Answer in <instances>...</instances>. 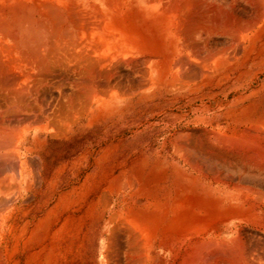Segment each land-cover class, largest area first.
Returning a JSON list of instances; mask_svg holds the SVG:
<instances>
[{"label":"bare ground","instance_id":"bare-ground-1","mask_svg":"<svg viewBox=\"0 0 264 264\" xmlns=\"http://www.w3.org/2000/svg\"><path fill=\"white\" fill-rule=\"evenodd\" d=\"M121 104L163 107L169 134L103 179L97 264H264V0H0V160ZM13 174L0 264L28 193Z\"/></svg>","mask_w":264,"mask_h":264},{"label":"rangeland","instance_id":"rangeland-1","mask_svg":"<svg viewBox=\"0 0 264 264\" xmlns=\"http://www.w3.org/2000/svg\"><path fill=\"white\" fill-rule=\"evenodd\" d=\"M163 110L99 107L84 113L75 126L51 125L45 133H30L22 145L25 155L0 160V174L14 173L19 180L21 173V187L28 189L16 217L5 223L4 264H97L101 189H108L114 178L122 184L130 180L138 158L155 160L160 140L169 134L154 125L158 118L153 117ZM166 118L161 127L179 123ZM188 118L186 123L193 116ZM165 151L161 156L169 155Z\"/></svg>","mask_w":264,"mask_h":264}]
</instances>
